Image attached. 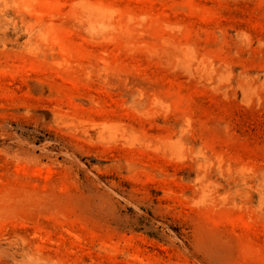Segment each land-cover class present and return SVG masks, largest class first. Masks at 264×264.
<instances>
[{
    "label": "rangeland",
    "instance_id": "obj_1",
    "mask_svg": "<svg viewBox=\"0 0 264 264\" xmlns=\"http://www.w3.org/2000/svg\"><path fill=\"white\" fill-rule=\"evenodd\" d=\"M0 264H264V0H0Z\"/></svg>",
    "mask_w": 264,
    "mask_h": 264
}]
</instances>
